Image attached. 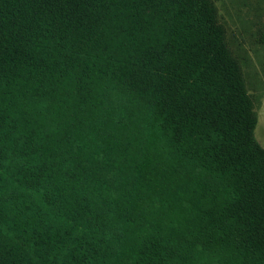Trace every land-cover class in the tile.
<instances>
[{
  "label": "trees",
  "instance_id": "trees-1",
  "mask_svg": "<svg viewBox=\"0 0 264 264\" xmlns=\"http://www.w3.org/2000/svg\"><path fill=\"white\" fill-rule=\"evenodd\" d=\"M256 123L212 0H0V264H264Z\"/></svg>",
  "mask_w": 264,
  "mask_h": 264
},
{
  "label": "rangeland",
  "instance_id": "rangeland-1",
  "mask_svg": "<svg viewBox=\"0 0 264 264\" xmlns=\"http://www.w3.org/2000/svg\"><path fill=\"white\" fill-rule=\"evenodd\" d=\"M225 28L226 43L240 62L247 90L253 98L257 123L256 140L264 147V0H212ZM23 245V264H63L59 255H45L30 244Z\"/></svg>",
  "mask_w": 264,
  "mask_h": 264
}]
</instances>
